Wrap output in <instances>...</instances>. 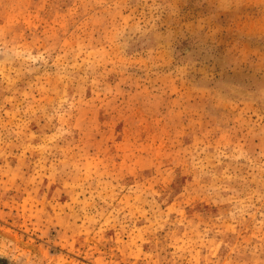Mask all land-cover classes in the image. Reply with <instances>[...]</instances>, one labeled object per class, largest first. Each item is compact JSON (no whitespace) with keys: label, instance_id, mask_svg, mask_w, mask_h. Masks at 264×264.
Here are the masks:
<instances>
[{"label":"rangeland","instance_id":"1","mask_svg":"<svg viewBox=\"0 0 264 264\" xmlns=\"http://www.w3.org/2000/svg\"><path fill=\"white\" fill-rule=\"evenodd\" d=\"M0 264H264V0H0Z\"/></svg>","mask_w":264,"mask_h":264}]
</instances>
